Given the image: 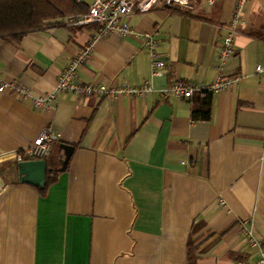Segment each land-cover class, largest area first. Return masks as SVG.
<instances>
[{
  "label": "crops",
  "instance_id": "0c3cea01",
  "mask_svg": "<svg viewBox=\"0 0 264 264\" xmlns=\"http://www.w3.org/2000/svg\"><path fill=\"white\" fill-rule=\"evenodd\" d=\"M91 0H84L88 4ZM164 4L127 21L126 36L94 41L81 83H149L145 96L60 92L40 110L0 92V264H257L264 247V0H248L221 67L235 88L212 93L210 116L192 118L193 96L159 95L180 80L208 86L218 75L220 36L235 0ZM68 17V16H66ZM46 20L22 35H0V80L49 91L94 25ZM145 35L166 65L152 76ZM43 130L56 137L49 160L65 168L41 193L18 179L15 153ZM47 163L45 166H47Z\"/></svg>",
  "mask_w": 264,
  "mask_h": 264
},
{
  "label": "built area",
  "instance_id": "2783aa9c",
  "mask_svg": "<svg viewBox=\"0 0 264 264\" xmlns=\"http://www.w3.org/2000/svg\"><path fill=\"white\" fill-rule=\"evenodd\" d=\"M79 4L84 0H73ZM211 1V0H209ZM248 0H235L234 8L230 19L225 26V32L220 36L219 43V67L218 75L208 86L197 87L191 82L175 80L165 89L159 90L160 96L172 94L180 98H189L196 90L209 91L216 93L224 89L235 88L239 76L224 77L221 73L222 65L227 61L233 49L234 37L240 24L245 23L243 12ZM168 7H176L181 10L191 8L189 0H91L88 4L86 13L66 17L69 25H94L96 30L93 38L79 48L78 52L70 59L68 65L61 71L55 81V86L49 91L40 94H33L29 86L4 83L0 80V92L3 90L11 91L16 97L28 101L34 108L47 110L52 107L60 92H71L79 96H103L115 97L118 95L145 96L154 91V88L147 82L141 85H131L122 82L118 85L107 86L97 83H81L78 78L79 69L89 60L94 48L96 39L105 37L109 34L126 36L130 33L128 17L134 11L145 13L159 4ZM144 47L150 56V72L152 76L163 74V67L166 61L157 49L156 41L150 36L145 35ZM255 73L262 77L264 81V67L260 64L255 65ZM32 142L31 145L22 151L15 153L14 159L17 162L28 160L46 159L53 151L57 143V137L50 130L43 132ZM247 235L249 244L258 247L259 259L257 264H264V247L260 242L254 239L250 229H243ZM231 264H243L241 261H235Z\"/></svg>",
  "mask_w": 264,
  "mask_h": 264
},
{
  "label": "trees",
  "instance_id": "16d2710c",
  "mask_svg": "<svg viewBox=\"0 0 264 264\" xmlns=\"http://www.w3.org/2000/svg\"><path fill=\"white\" fill-rule=\"evenodd\" d=\"M88 6L73 0H0V35H22L40 29L46 20L86 13ZM212 93L199 91L193 96L192 118L206 120L210 116ZM44 161H47L44 159ZM47 163V162H46ZM67 164V163H66ZM65 164V166H66ZM62 158L48 161L41 193L56 179ZM192 245H187L188 264H195Z\"/></svg>",
  "mask_w": 264,
  "mask_h": 264
},
{
  "label": "water",
  "instance_id": "95a60500",
  "mask_svg": "<svg viewBox=\"0 0 264 264\" xmlns=\"http://www.w3.org/2000/svg\"><path fill=\"white\" fill-rule=\"evenodd\" d=\"M59 148L62 150V166L60 169H63L67 163L73 147L60 143ZM46 161L39 160H28L23 162H18L16 164V171L18 179L24 183L31 184L35 187L42 188L44 186V176L46 170Z\"/></svg>",
  "mask_w": 264,
  "mask_h": 264
}]
</instances>
